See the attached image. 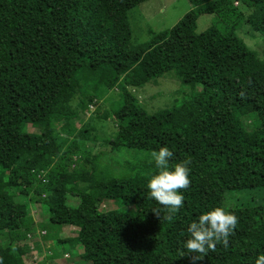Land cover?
Here are the masks:
<instances>
[{
  "label": "trees",
  "instance_id": "trees-1",
  "mask_svg": "<svg viewBox=\"0 0 264 264\" xmlns=\"http://www.w3.org/2000/svg\"><path fill=\"white\" fill-rule=\"evenodd\" d=\"M148 1L0 0V237L10 242L0 246V264H26L27 252L11 243L36 231L52 241L47 223L78 228L76 238L58 242L91 264H255L264 254V205H224L227 192L264 189V58L237 35L249 24L264 37V0H189L175 26L135 44L129 13ZM203 15L213 21L198 34ZM169 73L189 94L148 114L131 89ZM115 89L119 100L98 117L117 127L103 164L85 150L93 129L76 128L72 103L90 92L80 102L86 111ZM165 146L170 165L189 162L190 185L175 213L146 188L151 153ZM126 151L150 158L120 164ZM14 190L44 206L45 223L34 222ZM107 201L123 207L102 212ZM215 207L238 220L227 245L189 253L188 225Z\"/></svg>",
  "mask_w": 264,
  "mask_h": 264
},
{
  "label": "rangeland",
  "instance_id": "rangeland-1",
  "mask_svg": "<svg viewBox=\"0 0 264 264\" xmlns=\"http://www.w3.org/2000/svg\"><path fill=\"white\" fill-rule=\"evenodd\" d=\"M240 10L248 16V9L236 3ZM191 4L189 0H150L145 4L133 9L129 13V21L133 32V42L140 44L149 38V31L161 32L171 29L175 26L189 11ZM212 15H203L198 20L197 33L205 32L212 24ZM237 35L246 45L260 54L264 58V37L252 30L249 24H245ZM201 89V88H199ZM133 95L137 98L141 106L148 114H155L159 110L171 107L175 100L183 95L189 94V88L182 84L181 79L174 73H169L146 86L138 89H131ZM90 92H80L74 99L72 105L79 110V119L75 121L77 129H81L83 125H88L91 130V141L86 143L85 150L90 152L93 157L101 156V162L106 163L107 155H111V147L106 140L113 136L117 130L115 123L112 121H101L98 117H102L112 104L119 100L120 92L115 89L107 95L98 105H90L88 110H80V102L88 101ZM100 105V106H99ZM98 107L101 108L100 113L96 114ZM249 125V123H247ZM29 133H40L41 130L36 126L28 127ZM96 138V140H95ZM123 162L120 164L127 165L125 161L135 162L148 158L145 153L135 151H126ZM150 158V157H149ZM111 164V163H110ZM116 171L114 167H111ZM15 201L19 204H29V214L36 224L45 223L47 212L44 206L31 195L29 197L20 196L16 190ZM13 191V192H14ZM70 205H77L76 200H68ZM224 205L226 208H242L244 206H260L264 205V189H249L243 191H230L225 195ZM123 206L119 202L107 201L101 205L102 212L115 211ZM46 230L50 234L52 241H43L45 232L36 231L34 235H30L27 242L19 244L11 243V246L22 248L24 253L22 256L26 264H91L81 259L82 251L77 248L71 249L67 244H59V240L67 238H76L79 229L73 226L59 227L57 225L48 224ZM10 242L0 237V246H9ZM27 246L29 250H25ZM51 247V248H49ZM56 251L59 255L57 259L50 258L52 252Z\"/></svg>",
  "mask_w": 264,
  "mask_h": 264
},
{
  "label": "clouds",
  "instance_id": "clouds-1",
  "mask_svg": "<svg viewBox=\"0 0 264 264\" xmlns=\"http://www.w3.org/2000/svg\"><path fill=\"white\" fill-rule=\"evenodd\" d=\"M155 165V172L147 180L146 188L149 199L163 206L169 213H175L183 206L184 195L190 185V169L188 161L170 165L172 152L168 147H161L159 151L151 153ZM76 159V158H75ZM172 219L171 215L165 217ZM237 217L223 207H215L203 212L187 227L189 239L184 241V248L189 253L206 254L214 250L217 242L228 243V237L237 227ZM255 264H264V254H260Z\"/></svg>",
  "mask_w": 264,
  "mask_h": 264
}]
</instances>
